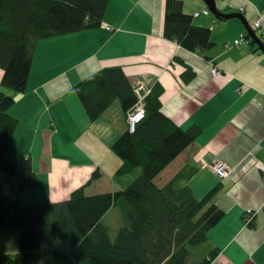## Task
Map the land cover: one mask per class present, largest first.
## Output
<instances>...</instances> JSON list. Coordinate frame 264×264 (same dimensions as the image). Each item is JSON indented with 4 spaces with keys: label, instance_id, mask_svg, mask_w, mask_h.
Returning a JSON list of instances; mask_svg holds the SVG:
<instances>
[{
    "label": "crops",
    "instance_id": "obj_1",
    "mask_svg": "<svg viewBox=\"0 0 264 264\" xmlns=\"http://www.w3.org/2000/svg\"><path fill=\"white\" fill-rule=\"evenodd\" d=\"M180 1L192 23L210 31L213 47L205 57L163 37L166 0H109L100 28L38 42L25 92L5 90L14 98L8 114L18 121L5 155L29 159L35 189L47 193L29 194L24 202L26 191L16 194L15 181L5 177L6 195L22 206L60 203L86 186L96 170L101 178L86 188L88 196L121 191L130 183L135 175L115 177L121 161L111 147L126 129L118 104L90 122L73 90L92 74L119 67L132 88L138 82L150 90L155 84L163 88L161 113L176 126L202 129L154 184L160 188L183 168L194 167L187 185L196 198L219 186L214 204L224 218L208 234L219 250L211 264H264V52L255 42L225 49L246 31L242 22L211 14L193 18L206 9L204 2ZM214 1L221 13L239 14L249 26L264 14V0ZM210 64L218 70L215 76ZM184 66L195 74L189 83L180 80ZM217 160L228 167L224 180L208 167ZM247 210L253 214L251 227L244 223Z\"/></svg>",
    "mask_w": 264,
    "mask_h": 264
},
{
    "label": "trees",
    "instance_id": "obj_2",
    "mask_svg": "<svg viewBox=\"0 0 264 264\" xmlns=\"http://www.w3.org/2000/svg\"><path fill=\"white\" fill-rule=\"evenodd\" d=\"M109 0H0V173L15 181V193L37 187L29 159L6 157L18 125L8 114L14 98L1 89L23 94L38 42L98 29ZM223 21L221 19H217ZM163 37L183 49L204 56L213 47L208 29L196 27L183 12L180 0H166ZM249 45L254 42L247 32ZM180 75L183 83L194 78L191 68ZM90 122L118 104L126 114L137 100L132 85L119 67L104 68L73 87ZM163 88L155 84L145 99V116L133 133L125 132L112 145L121 165L116 178L135 175L123 190L86 195V188L101 178L96 170L86 186L60 203L42 201L27 206L3 191L0 181V237L16 235L17 251L4 253L0 264H211L219 254L208 240L209 232L224 218L214 204L219 186L198 199L187 185L197 172L180 170L158 188L156 177L198 138L196 125L186 130L161 113ZM117 208L123 218L113 240L103 223ZM245 223V222H244ZM253 219L246 226H252ZM67 240L68 251H43L45 233Z\"/></svg>",
    "mask_w": 264,
    "mask_h": 264
},
{
    "label": "built area",
    "instance_id": "obj_3",
    "mask_svg": "<svg viewBox=\"0 0 264 264\" xmlns=\"http://www.w3.org/2000/svg\"><path fill=\"white\" fill-rule=\"evenodd\" d=\"M242 9L240 13H242ZM200 14L202 15H210V12L207 9H204L201 13H196L193 15V18H197ZM264 14L259 15L250 25V28L253 32H259L261 34L262 44L264 46ZM107 31H110V28H106ZM242 45H249L248 40L244 37V34L239 35V37L233 41L232 44H226L224 46L225 49L231 47L239 48ZM173 69L177 67L175 64H172ZM218 70L213 65L210 64V75L215 76ZM134 94L136 96V104L135 106L126 114V126L127 132L133 133L135 131L136 126L143 120L145 116V99L150 94L151 90L143 84V82H138L133 87ZM211 172L220 180H224L228 176V167L222 161H214L212 164L208 166ZM253 219V214L250 210H247L244 216L245 224H248Z\"/></svg>",
    "mask_w": 264,
    "mask_h": 264
},
{
    "label": "rangeland",
    "instance_id": "obj_4",
    "mask_svg": "<svg viewBox=\"0 0 264 264\" xmlns=\"http://www.w3.org/2000/svg\"><path fill=\"white\" fill-rule=\"evenodd\" d=\"M5 94L6 92L4 89H1ZM8 148V147H7ZM7 150V149H6ZM7 174L0 173V181L4 185V192L6 193L7 185L4 180L5 177H7ZM92 188L89 190L91 191ZM26 196L22 197V200L24 202L30 201V197L28 196L33 195L34 196H44L46 191H44L43 187H40L39 189H32V190H27L25 192ZM7 194V193H6ZM112 210V211H111ZM110 213L104 218H103V223L108 227L109 230V237L110 240H113L119 227L122 226L123 224V218L120 213V211L117 208H112ZM0 242L2 244V249L4 253H15L17 251V236L16 235H9V236H2L0 237ZM40 249L43 251H51V250H62V251H68L71 249V246L69 245L67 240H57L53 239L51 237L50 232H46L43 241L40 243Z\"/></svg>",
    "mask_w": 264,
    "mask_h": 264
},
{
    "label": "water",
    "instance_id": "obj_5",
    "mask_svg": "<svg viewBox=\"0 0 264 264\" xmlns=\"http://www.w3.org/2000/svg\"><path fill=\"white\" fill-rule=\"evenodd\" d=\"M202 1L206 5V9L216 19H221V20L238 19V20H240L242 22V24L244 25L245 30H246L249 38L260 47L261 51L264 52L263 44L260 42V40L257 38L255 33L251 30L250 26L245 22L244 18L241 15H239V14H223L219 10H217L214 0H202Z\"/></svg>",
    "mask_w": 264,
    "mask_h": 264
}]
</instances>
